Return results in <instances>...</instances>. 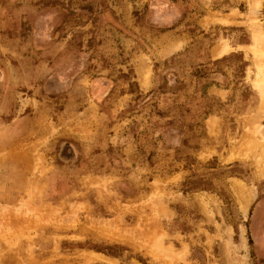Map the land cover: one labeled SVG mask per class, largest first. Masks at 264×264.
<instances>
[{
  "label": "rangeland",
  "instance_id": "1",
  "mask_svg": "<svg viewBox=\"0 0 264 264\" xmlns=\"http://www.w3.org/2000/svg\"><path fill=\"white\" fill-rule=\"evenodd\" d=\"M263 48L264 0H0V264H264Z\"/></svg>",
  "mask_w": 264,
  "mask_h": 264
},
{
  "label": "bare ground",
  "instance_id": "2",
  "mask_svg": "<svg viewBox=\"0 0 264 264\" xmlns=\"http://www.w3.org/2000/svg\"><path fill=\"white\" fill-rule=\"evenodd\" d=\"M259 5V2L258 1H255V3H254V7H255V9H256V7ZM256 32H258V31H256ZM261 48V47H260ZM257 49V48H256ZM259 49V48H258ZM262 50V49H261ZM263 50H264V48H263ZM262 50V51H263ZM262 51H259V50H256V55L258 56V53L260 54ZM264 52V51H263ZM260 56V55H259ZM261 60V59H260ZM262 63V62H261ZM264 64V63H263ZM258 68H259V73L261 74L260 76H261V80L262 81H264V70L262 69V67H261V64L258 62ZM260 81V80H259ZM258 81V82H259ZM264 85V84H263Z\"/></svg>",
  "mask_w": 264,
  "mask_h": 264
}]
</instances>
